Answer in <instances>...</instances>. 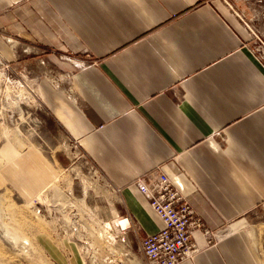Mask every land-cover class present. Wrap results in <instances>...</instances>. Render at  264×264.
I'll return each instance as SVG.
<instances>
[{"label":"crops","instance_id":"0c3cea01","mask_svg":"<svg viewBox=\"0 0 264 264\" xmlns=\"http://www.w3.org/2000/svg\"><path fill=\"white\" fill-rule=\"evenodd\" d=\"M253 43L223 0H0L1 60L36 71L43 108L140 231L161 222L132 183L159 168L210 232L192 233L199 251L180 264H264V65ZM3 152L1 174L24 200L55 177L35 151ZM37 244L52 264H81L75 247Z\"/></svg>","mask_w":264,"mask_h":264},{"label":"rangeland","instance_id":"374dc122","mask_svg":"<svg viewBox=\"0 0 264 264\" xmlns=\"http://www.w3.org/2000/svg\"><path fill=\"white\" fill-rule=\"evenodd\" d=\"M227 0L253 40L264 65V0ZM248 10V11H247ZM37 74L0 57V264H52L37 244L78 250L81 264H148L141 251L144 234L128 217L119 193L43 108ZM9 159L29 151L54 170L53 180L24 200L1 174ZM127 219L130 228L119 221ZM68 252V251H67ZM66 254V252H65Z\"/></svg>","mask_w":264,"mask_h":264},{"label":"built area","instance_id":"2783aa9c","mask_svg":"<svg viewBox=\"0 0 264 264\" xmlns=\"http://www.w3.org/2000/svg\"><path fill=\"white\" fill-rule=\"evenodd\" d=\"M223 1L229 5L227 0ZM132 184L148 201L150 209L161 222V228L142 238L141 251L147 263L180 264L191 259L199 251L190 240L192 233L200 230L209 237L210 232L200 220L193 218L190 205L172 181L157 168ZM261 205L264 207V201Z\"/></svg>","mask_w":264,"mask_h":264},{"label":"bare ground","instance_id":"6f19581e","mask_svg":"<svg viewBox=\"0 0 264 264\" xmlns=\"http://www.w3.org/2000/svg\"><path fill=\"white\" fill-rule=\"evenodd\" d=\"M119 225L124 228V229H128L130 228L129 222L127 219H122L121 221H119Z\"/></svg>","mask_w":264,"mask_h":264}]
</instances>
